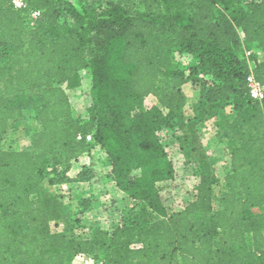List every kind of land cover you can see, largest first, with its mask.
<instances>
[{
    "label": "trees",
    "instance_id": "trees-1",
    "mask_svg": "<svg viewBox=\"0 0 264 264\" xmlns=\"http://www.w3.org/2000/svg\"><path fill=\"white\" fill-rule=\"evenodd\" d=\"M12 1L0 0V264H73L79 254L95 264H264V104L247 88L250 72L264 83V0H90L83 10L71 0ZM32 10L41 11L34 23ZM189 79L203 86L205 108H220L216 136L230 170L217 193L199 162L195 198L178 205L159 132L196 137V122L182 120ZM77 87L87 120L73 112L67 89ZM26 94L38 101V128L25 149H7ZM93 146L116 186L143 206L88 238L53 232L64 208L47 179L88 153L78 180L93 192L106 187ZM183 147L206 156L200 143Z\"/></svg>",
    "mask_w": 264,
    "mask_h": 264
},
{
    "label": "rangeland",
    "instance_id": "rangeland-1",
    "mask_svg": "<svg viewBox=\"0 0 264 264\" xmlns=\"http://www.w3.org/2000/svg\"><path fill=\"white\" fill-rule=\"evenodd\" d=\"M80 10L90 0H71ZM183 67H188L187 59L177 55ZM82 75H91L89 68L82 70ZM186 99V105L182 113L184 128L188 123L197 124L196 137L190 130H176L174 128H163L159 135L166 146L171 159L174 162L177 177L172 185L171 192L178 205H183L195 198L197 185L200 180L199 164L204 165L208 174H213L217 179L215 192L219 193L224 187L225 175L230 170V157L226 143L221 142L216 136L218 127L216 125L220 116L219 107L205 108L202 101L203 86L196 84L194 80L189 81L182 87ZM76 117L87 120L88 113L84 106L83 89L81 87L67 89ZM24 99V115L15 125V129L8 135L4 143L7 149L22 150L30 144V135L38 128L35 119V110L38 101L33 94H26ZM154 96L146 99L147 103H155ZM191 141L193 146L199 145L204 148L206 156L185 151L183 143ZM92 153L102 156V167L106 175V187L93 192L87 182L78 180V172L84 161H75L67 172H60L56 177L47 179L45 188L47 193L57 195L63 204L64 217L50 223L53 232H65L68 236L77 238H88L92 235L94 228L111 229L115 226L131 222L141 210L143 204L130 199L121 191L112 180L111 165L103 151L99 147H92ZM205 159V161L203 160ZM200 162V163H199ZM206 162V164H205ZM65 167V166H64ZM147 170H139L141 174ZM89 206L84 208L83 200H87ZM73 264H95L91 255L79 254L75 256Z\"/></svg>",
    "mask_w": 264,
    "mask_h": 264
},
{
    "label": "built area",
    "instance_id": "built-area-1",
    "mask_svg": "<svg viewBox=\"0 0 264 264\" xmlns=\"http://www.w3.org/2000/svg\"><path fill=\"white\" fill-rule=\"evenodd\" d=\"M12 2L15 8H23L27 5V0H13ZM40 14H41L40 10H32L29 14V18L34 23V21L40 16ZM252 53L253 50H247L246 56H250ZM247 88H248V94L252 99L257 100L262 104H264V83L260 81L253 72H250L247 76ZM87 140L93 141V135L91 133L87 135ZM77 161H84L83 164H89L90 155L86 153L82 155Z\"/></svg>",
    "mask_w": 264,
    "mask_h": 264
}]
</instances>
